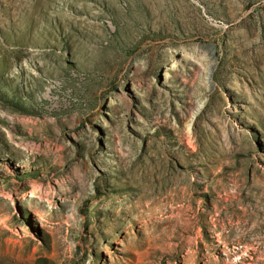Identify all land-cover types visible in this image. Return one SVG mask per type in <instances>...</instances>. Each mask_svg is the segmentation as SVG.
<instances>
[{
	"label": "rangeland",
	"instance_id": "rangeland-1",
	"mask_svg": "<svg viewBox=\"0 0 264 264\" xmlns=\"http://www.w3.org/2000/svg\"><path fill=\"white\" fill-rule=\"evenodd\" d=\"M0 264H264V0H0Z\"/></svg>",
	"mask_w": 264,
	"mask_h": 264
}]
</instances>
